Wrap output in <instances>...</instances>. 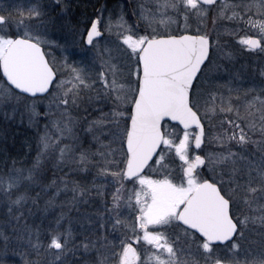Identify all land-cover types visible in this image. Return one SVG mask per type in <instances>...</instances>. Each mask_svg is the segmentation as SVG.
Returning a JSON list of instances; mask_svg holds the SVG:
<instances>
[{"label": "snow or ice", "instance_id": "6c2138e0", "mask_svg": "<svg viewBox=\"0 0 264 264\" xmlns=\"http://www.w3.org/2000/svg\"><path fill=\"white\" fill-rule=\"evenodd\" d=\"M130 4L0 7V118L36 140L0 168V264H264V67L221 42L264 54V0Z\"/></svg>", "mask_w": 264, "mask_h": 264}, {"label": "rangeland", "instance_id": "374dc122", "mask_svg": "<svg viewBox=\"0 0 264 264\" xmlns=\"http://www.w3.org/2000/svg\"><path fill=\"white\" fill-rule=\"evenodd\" d=\"M19 2H20V0H0V7L11 8L13 5H15ZM43 2L45 4H50L51 0H43ZM67 2L69 4V13H70L71 18L73 19V22L94 18L95 12H96L95 8H101V7H104L106 9V11L104 13L105 20H107L109 13H111L113 15V19H115L120 14L121 7H123L124 12L126 14V18L129 20V23L130 24L135 23V18L131 16L132 7L130 4V0H115V1L111 0L107 4H105L104 6H101L100 0H88V1H86V0H67ZM86 2H89L92 5V9H90V10L86 9V7H88V6H85ZM134 2H135V0H132V3H134ZM225 23H227V22H225ZM208 28L209 29L212 28L210 21L208 23ZM212 36H213V39H215V33L214 32L212 33ZM52 38L59 40L60 43H62V44L65 42V40L71 42V40L73 39L71 36L67 35L66 33H61V32L53 33ZM76 39L78 40L79 36H77ZM114 39H115L114 37H108L107 34L105 35V40L114 41ZM104 42L105 41L102 40L101 44H103ZM221 42L227 43L229 45V48H231V50H233L236 53V60L233 62V64L229 65V67H232L234 71L240 70L239 68H241L242 65H247V62H246L247 59H252V58L255 59L256 62L259 61L261 64L260 65L261 67L258 70L253 71V72H256L257 74H259L260 69L262 67H264V54H247V53L240 54L238 46L235 44V41L231 40L229 37H222ZM46 50L48 52H50V54H51L49 58L51 59L54 57L58 62L61 61L63 59V56L66 54V53H63L59 48H50V49H46ZM69 53H71L70 62L72 60H75L74 57H76V58L78 57L79 60L82 58L79 47L78 48L70 47ZM217 59H218V57H217ZM218 62L225 63V64L228 63L227 61H220V60H218ZM233 65H234V67H233ZM97 67H98V65H97ZM220 75L223 77V79H227V76L225 74L222 73ZM32 155L34 156L35 153H33ZM89 179H90V177H89ZM92 210L93 209L90 207L81 206V212L92 211ZM55 211H56V214H59L60 209H56ZM71 215L73 217H75L77 215L75 210H73Z\"/></svg>", "mask_w": 264, "mask_h": 264}, {"label": "trees", "instance_id": "16d2710c", "mask_svg": "<svg viewBox=\"0 0 264 264\" xmlns=\"http://www.w3.org/2000/svg\"><path fill=\"white\" fill-rule=\"evenodd\" d=\"M252 59H247L246 68H239L248 82L253 79L259 80V74L253 71L258 70L261 64L259 61L256 62L255 59ZM29 144L33 149L35 148V129L29 128L26 121L24 124H20L19 119H17L16 122L9 124L0 118V168L3 167L4 161L10 157L23 159L29 153ZM33 153L35 152L33 151L31 155ZM38 222L39 220H37ZM250 239L259 241L260 237L252 234ZM20 251L23 252L24 249L21 248ZM6 259L7 264H24V260L19 255L10 254Z\"/></svg>", "mask_w": 264, "mask_h": 264}, {"label": "flooded vegetation", "instance_id": "af4514ba", "mask_svg": "<svg viewBox=\"0 0 264 264\" xmlns=\"http://www.w3.org/2000/svg\"><path fill=\"white\" fill-rule=\"evenodd\" d=\"M86 1H88V0H86ZM101 1V6H104L105 4H107L109 1H111V0H100ZM115 1V0H114ZM85 6H88V7H86V9L87 10H90V9H92V5L89 3V2H86V5ZM96 7V6H95ZM95 9H98V8H95ZM95 15H96V12H95ZM94 18H95V16H94ZM75 48V47H74ZM76 48H78V47H76ZM75 56V55H74ZM74 59L75 60H79V58L77 57H74ZM72 60V59H71Z\"/></svg>", "mask_w": 264, "mask_h": 264}, {"label": "water", "instance_id": "95a60500", "mask_svg": "<svg viewBox=\"0 0 264 264\" xmlns=\"http://www.w3.org/2000/svg\"><path fill=\"white\" fill-rule=\"evenodd\" d=\"M0 76H2V73H0Z\"/></svg>", "mask_w": 264, "mask_h": 264}]
</instances>
